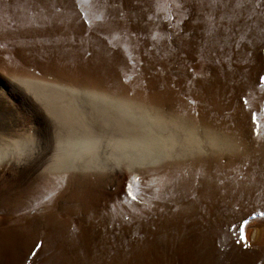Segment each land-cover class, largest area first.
Instances as JSON below:
<instances>
[{
    "label": "rangeland",
    "instance_id": "obj_1",
    "mask_svg": "<svg viewBox=\"0 0 264 264\" xmlns=\"http://www.w3.org/2000/svg\"><path fill=\"white\" fill-rule=\"evenodd\" d=\"M75 3L0 0V264H264V0ZM25 127L32 160L4 162Z\"/></svg>",
    "mask_w": 264,
    "mask_h": 264
},
{
    "label": "snow or ice",
    "instance_id": "obj_2",
    "mask_svg": "<svg viewBox=\"0 0 264 264\" xmlns=\"http://www.w3.org/2000/svg\"><path fill=\"white\" fill-rule=\"evenodd\" d=\"M91 0H76V3L74 7H79L81 3H90ZM175 2V0H173ZM51 3L53 7H55V0H32V4L35 7H41L45 6L47 4ZM96 3L100 4L102 3L106 8L113 7L112 0H96ZM132 3L134 5H139L140 0H132ZM153 3H156V0H153ZM190 6L199 13L203 7L205 6V0H190ZM237 7H240L239 4L236 5ZM121 7H126V0H121ZM178 8L183 7L182 4H177ZM59 9H57L58 11ZM129 11L132 12V14H135V9L130 7ZM81 17L85 15V13H78ZM83 23L87 24L89 23L88 20H84ZM255 24V22H253ZM262 26L260 28V36H259V43L256 45L257 50H264V18H262ZM219 27V25H217ZM173 43H176L173 41ZM261 72H264V67L261 68ZM258 82L262 88H264V75L258 73ZM241 100L243 101V106L245 108H249V101L247 99H244L243 96H241ZM264 119V97L259 98L257 101V105L255 109L249 110V120H250V128H251V134L254 136H259V129L261 128V120ZM230 131V129H227ZM28 129L25 128H17L15 131L11 132L10 135L17 137L16 147L14 148L12 155L8 156L6 155L4 157V162L6 163H14L19 165H24L29 163L32 160L31 157V145L33 143L30 136L25 135L27 133ZM228 147L231 151L238 153L240 151V148L237 144H229ZM206 150V149H205ZM87 164L88 167L85 169L86 171H89L93 174V179H96L99 172L102 169H106L111 166L112 162L109 160H94V161H82L77 164V169L79 170L81 167L84 166V164ZM57 166L65 167L67 166V161H65L63 158H57L56 160ZM50 167V165H49ZM260 179H259V186L262 192H264V168L259 173ZM42 179L45 182V186L47 182L54 179L52 177L47 167L44 169L42 173ZM140 175L136 172H133L129 177L126 178V183L124 187V192L128 197H131L133 201L137 199L136 194L133 192V186L139 185L140 183ZM230 179V177H229ZM130 181V182H128ZM227 191V189H225ZM47 199V197H45ZM253 218L256 216H259L262 220H264V210H261L257 212L255 209L253 210V213L251 214ZM125 220L128 219L127 216L124 217ZM249 221L245 219L244 217H241L240 220L234 222L230 226L231 229H235V231L232 232L233 235L237 236L236 243L242 244L245 249L249 247L247 238L244 235V229L248 225ZM254 239V238H253ZM92 264H111L110 261L104 259V257L101 255L99 260L93 261Z\"/></svg>",
    "mask_w": 264,
    "mask_h": 264
}]
</instances>
